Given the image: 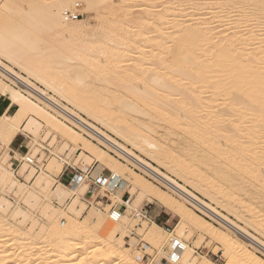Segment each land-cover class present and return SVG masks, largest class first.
Returning a JSON list of instances; mask_svg holds the SVG:
<instances>
[{"label":"bare ground","instance_id":"bare-ground-1","mask_svg":"<svg viewBox=\"0 0 264 264\" xmlns=\"http://www.w3.org/2000/svg\"><path fill=\"white\" fill-rule=\"evenodd\" d=\"M111 1L2 0L0 3V94L10 101L9 108L0 114V142L10 145L18 134L30 140L28 156L16 150L10 153L16 162H6V152L0 156V189L22 191L28 187L19 183L9 163L20 166L21 174L33 181L34 191L28 192L32 199L39 193L53 189L59 202L66 203L71 198L56 180L62 173L63 165L81 163L85 178L90 179L70 189L73 197L85 182L80 195L70 199L72 203L68 211L48 205L55 212H51L53 217L59 213L65 221L62 219L50 225L48 230L52 241L48 243V239L43 238L33 246L37 249L35 252L40 254L43 247L50 246V250L58 254L57 258H63H58V261L55 258L52 264H78L75 261H79V255L81 257L86 251L84 244H97L100 250H95L89 260L92 264H98V260L106 255L102 249L108 248L109 251L117 243L121 244L128 231L125 212L132 210L129 200L139 189H143L179 217L175 229L179 234H184L191 225L222 244L225 247L224 264H264L248 248L250 246L264 253V240L219 210L221 206L232 213L242 204L244 210L237 215L238 218L264 236V0H172L173 7L170 8L163 0L161 3L158 0L148 1V10L144 11L146 17L134 27L128 18L114 16ZM155 1L159 3L158 6L166 8L159 17L174 12V18L168 28L163 27L165 23L154 22L156 29L154 31L152 24L153 32L150 33L145 30V24L151 22L147 17L151 15L149 10L156 6ZM80 2L84 3L82 10L79 8ZM185 4L197 12L204 10L211 17L202 19L198 13L189 14L186 12L188 8H183ZM78 8L82 11L78 12L81 16L66 20L65 12H77ZM106 11L111 14L100 30L82 18L85 12L91 13V22L99 26ZM5 12L6 19L3 16ZM186 16L189 17L186 19L188 22L183 26L178 20ZM206 19L217 20L215 23L218 26L208 27ZM4 20L11 26L10 30ZM250 22L251 25L248 24ZM201 25L206 27L201 28ZM182 26L185 29L183 34L180 32ZM224 27L228 30L212 34V31ZM261 27L262 33L256 32ZM42 34H48L46 41L49 45L45 50H40ZM73 61L83 63L86 68L84 72L101 84L96 94L99 100L103 96L101 102L94 98L96 91L90 89V85L89 89V86L79 87L85 74L71 77L69 62ZM75 64L77 66L78 63ZM222 72H228L227 79L222 78L226 75ZM69 85H72L71 88ZM148 112H152V120L160 119V123L162 120L169 127H176L191 135L200 145V154L187 146L186 154L185 151L183 154L190 160L182 163V152L180 155L170 154L168 143L154 137L156 122L155 125L147 122L141 125L128 119V116H149ZM44 131L47 137L54 136L52 141L55 139L53 133L65 138L55 150L77 152L71 155L70 161L66 162L62 156H58L49 163H39L47 152L53 155L55 151L39 142L40 134ZM100 145L109 152L101 149ZM27 158L32 159L34 164L27 163ZM156 162L162 169L154 165ZM202 165L214 168L215 182H208L202 173ZM225 165L236 166V175L228 172ZM87 167H93V171L89 173ZM133 168L166 186L197 211L218 220L231 235L212 227L206 219L197 221L198 215L192 209L168 195L158 185L151 184L145 189L144 177ZM106 169L111 173L108 174ZM164 170L173 172L177 178H184L191 186L215 200L216 205L199 197ZM102 172V178L107 179L106 185L111 179L115 192L110 193L109 201H99L90 210L109 214L112 222L108 221L105 225V221H101L104 218L100 217L101 220H95L92 225L94 229L90 231L85 219L73 222L71 215L82 216L88 210L79 199L86 193L91 178ZM227 185L231 187L229 193ZM128 188L130 190L126 192ZM97 190L91 191L93 199L97 196ZM126 194L130 197L126 198ZM248 201L251 206L247 204ZM7 202L6 198H0L2 210L5 204L8 207ZM121 206L125 207V211L121 212L120 219L113 220V212H118L117 207ZM254 209L257 213L249 218L246 213L254 212ZM49 213L46 215L49 216ZM150 221L152 225L142 241L160 249L161 255L167 256L171 239H177L185 248H190L174 233L165 231L152 219ZM1 223L0 264L12 259L15 261L12 264H25L27 256L33 255V242L29 236L24 240H18L19 236L18 239L11 237L15 233L14 227ZM146 223L143 222L145 228ZM95 233L101 235L94 236ZM136 244L139 245V242L136 241ZM17 245L31 247L33 251L29 252L32 254L27 250V256L23 251L19 253L20 250L18 255L11 253V247ZM137 245L124 249L123 254V251L112 249L107 252L111 255L109 261L113 260V263L121 259L118 264H131L134 260L132 252ZM193 253L192 248L188 249L178 264H197ZM44 255L39 257L37 264H46L49 257L46 259ZM152 261L150 259L149 264ZM201 264L215 263L203 256Z\"/></svg>","mask_w":264,"mask_h":264},{"label":"rangeland","instance_id":"rangeland-1","mask_svg":"<svg viewBox=\"0 0 264 264\" xmlns=\"http://www.w3.org/2000/svg\"><path fill=\"white\" fill-rule=\"evenodd\" d=\"M1 1L2 0H0V3H1ZM148 1H154V0H112L111 1L112 2L111 3V7H112V11L111 12L114 14V16H119V17H121L123 19L124 18L125 19L128 18L127 20L134 27L135 26L134 24L142 22V20L146 17L145 16V12H147V10H148L147 6L150 3V2L148 3ZM161 1L162 0H160V1L158 0V2H160V3H161ZM163 1H166L167 2V6L169 8L170 7H173V5H171L172 0H163ZM158 2L155 1V3H154V4H156V6H155L156 8L153 7V8H151L149 10V13L151 15H150V17L148 16L147 18H150L149 19V22L150 21L151 22L145 24V30H147V32H150V33L153 32L152 28L154 29V31L156 29L154 22H156V23H165V24H163V27L164 28H168L169 26H171V21L173 20L172 18H174L173 17L174 16V12H171V13L168 12L167 13V16H165L166 18L165 17H163V18L159 17V14L162 13L164 11V9H166V8H163V6L162 7L158 6V4H159ZM168 3H170L169 4L170 6L168 5ZM80 4H81V6L82 5L83 6L82 7L80 6L79 8H81V10H82V8L84 9V3L80 2ZM167 6H165V7H167ZM186 6L187 5L185 4L183 8H188V6L187 7ZM79 8L77 9V12H81L82 13V11ZM120 9H121V11H120ZM122 9H124L123 12H122ZM195 11L196 10H194V9H191V8L189 9L188 8V10L186 12H188L189 14L190 13H194V14L195 13H198L200 15V18H202V19H205V18L209 19V17H211V15H207L206 14L207 12L204 11V10L198 11V12L197 11L195 12ZM111 12L110 13H107V11H106L105 16H104V20L105 21L103 20L101 22V24H99V26H96V24H94L93 22H91V13L89 14V13L85 12L82 18H84L86 21H88L89 23H91L92 25H94L93 26L94 28L100 30L108 22L109 17H110L109 15L111 14ZM119 12H120V14H119ZM6 13L7 12L4 13L5 15H3L4 18L7 15ZM146 15H148V14L146 13ZM186 17H182L181 19H179L180 17L178 18L179 19L178 21L181 22L183 26H185L186 23L188 22L187 20H188L189 17H187V18ZM160 18L162 19L163 22L161 21ZM169 19H170V22H169ZM208 21L209 20H207L208 27H211L212 26L211 28H213V25H215V27L218 26V24H216L217 23L216 22L217 20H215V19L210 20L212 23L210 21H209L210 22L209 23ZM4 22L6 23V27H8V29L10 30L11 29V26H8L7 20L6 21L4 20ZM152 24H153V26H152ZM207 24H204V25L207 26ZM248 24L251 25V22L248 23ZM4 25L5 24H3V29H5L4 28ZM204 25H201L202 26L201 28L206 27ZM150 26H152V28ZM182 27H181V31H180L181 33L185 30L184 27L183 28ZM6 30H7V28H6ZM216 30L214 32L212 31V34L213 35H215L216 33H218L219 30L220 31H226V30H228V28L224 27V28H220V29H216ZM262 30H263V28L261 27V29L260 30L257 29L256 32H261L262 33ZM263 33H264V30H263ZM156 34H157V36L159 35V33H156ZM42 35H41V38H43V39H44V37H46V38H45V40L42 39L40 41V50H42V49L45 50L47 48V46L49 45L48 42L46 41L48 39V34L47 35L44 34L45 36L44 35L42 36ZM263 37H264V35H263ZM43 42H45V44H43ZM34 54H36V52H34ZM5 62L8 65H11V63H9L8 61H5ZM70 63L71 62H69V65H70V68H69V71L70 72L69 73H71L70 74L71 77L72 78H74V77L76 78V77L82 76V74H85L84 76H82V77H84L83 83H80L79 84V87H83V85H84V87L87 88L90 85L91 88L89 86L88 89L90 88V89H93V91H96L94 94H93V92H91L92 90L90 92L93 94L94 98L95 97L97 98V96H98V95H96V94H98L97 93V88H99L101 86V84H99L98 82H95L94 81L95 78L93 79L91 76H89L88 74H86L84 72L86 68L84 67V64L83 63H81L80 61H77V62L73 61L71 64ZM75 63H78L79 65L77 64V66H76ZM130 63H128V64H130ZM72 64H74V65H72ZM72 66H73V68H72ZM71 68L73 70H71ZM225 73H226V75H224ZM78 74H79V76H78ZM221 74L224 75L222 78L228 76V72H222ZM216 78H218V77H216ZM216 78H214V79H216ZM90 79L92 80L91 83H90ZM226 79H227V77H226ZM85 84H86V86H85ZM75 85H73V87ZM71 86L69 85L70 88H71ZM76 86L78 87V85H76ZM42 88H44V87H42ZM98 92H99V90H98ZM86 94H89L90 95V93H88V92ZM99 95H101V94H99ZM102 97L103 96H101L100 100H99V98H97V100H99L101 102V99H104ZM151 113L152 112H148V115L149 116H131V117L128 116V119L132 123L134 122L136 124H141V125H146L148 123L149 124H152V125H155L156 124V126H155L156 133L154 132V134H153L154 137L158 141H160L162 143H164L165 141H166L165 143H168L167 144V145H169L168 148L171 151V152H169L170 154L172 152L173 153H176V154L177 153L179 154V153L182 152L181 153L182 155L179 154L180 156L183 157V158L180 157V161L182 163H186L187 161L190 160V158L188 156L184 157V154H183L184 151H185L184 153L186 154L187 146H188V149H189V146H190V147H192V149L197 150V152L199 151L198 154H200V151H201L200 145L197 143V141H195L192 138L191 135L183 133V131L181 129H176V127L175 128L174 127L171 128V126L169 127V125L167 124V122H164L162 120H161V123H160V119H154V120H152L153 118H151V116H150V115H152ZM139 119H140L141 123L139 122ZM158 120H159V122H158ZM142 122H143V124H142ZM144 123H146V124H144ZM52 135H55V139L53 141H52V139H53L54 136H51V138H50V136L47 137L46 131L41 132L40 137H39L38 140H39L40 143H42L47 148H49L51 150H55L56 149V146L58 144L62 143L65 140V138L62 135H58L56 133H53ZM114 137H115V135H114ZM25 139H26V147H24V149L22 150V154H26L27 153V151H28V144L30 142V140L28 138L25 137ZM5 144H7V145L5 146ZM5 144H2L0 142V156H2L4 154V152H6L5 156H7V154H10L11 151H13V149L11 148V144L10 145H9V143H5ZM72 146H74V145H72ZM100 148L103 149V150H105V151H108L109 152V150L105 146L103 147V146L100 145ZM76 153L73 150H69L67 152H60V151L55 150L53 155L51 153L47 152V155L44 158H42L41 160H39V163H41V162L49 163V162H51L52 159L58 158V156H62L65 159V161L67 162V161H70L71 155L76 154ZM111 154L115 156V154H113L112 152H111ZM216 158H217V156H216ZM10 160H12L13 162H16V161H14L15 160L14 156L13 157H8L6 162H9ZM121 161H123V160H121ZM36 162L38 164V161H36ZM9 165L11 166V171L14 172L17 175V179L19 180V183L21 182L22 184H25L28 187H26V189L24 188V190H22V191H19L18 189H17V191H16V189H11L10 190V188H5L4 190H1L0 189L1 190L0 191V198L1 197H4L8 201L7 202L8 207H6V204H5V207H3L4 208L3 210H2V208H0L1 209L0 210V221H2V223L5 222L4 224H11V226L14 227L15 233H12L11 237L14 236L16 239H18L20 237L18 240H24L25 238H29L30 237L31 242H33L32 249L34 250V252H32L33 250L30 249L31 247L29 248V246L17 245L16 247H11V248L14 249V250L11 249V253H14V254H17L18 255V251L19 250H20L19 253H22L21 251H23V253L25 252L26 253V256H27V251H28L29 254H32L33 253V255L27 256V260H28L26 262L27 264H37L36 261H38L39 257H41V255L44 254V253L46 254V255H44V257H46V259H47V257H49L47 259L49 262L47 260L45 261L46 264H52V262L55 261V258L57 259V261L59 259L62 260L63 258H61L59 256H58L59 259L57 258V255L58 254H56L55 252H52L51 251L52 250V247H50V246L43 247L42 250H41V252H40V254L35 252V251H37V249L36 248L34 249L33 246L36 245V244H38L39 242L43 241L42 240L43 238H47L48 239L47 240L48 243L50 241H52V239L50 237V234H49V230H48V229L51 228L50 225L52 226V224H54L56 222H59L62 219L65 221V218H61L59 216L58 211H57L58 215L56 214V216L53 217L52 213L54 214L55 212L52 209L55 208L57 210L60 209V211L61 210L68 211V207H69L70 203H72V201L70 199L75 198L78 195H80V190H81L82 187H84L85 182H83L81 188L79 189V192H77L76 195L72 197L71 196V190L72 189H75V188H73V186H70L69 183L67 182V180H68L69 176L71 175V172H73V171L72 170H69L67 172V174L64 176V180H60V177H62V175H63V173L65 171V168L67 167V165H63L61 167V171H60L62 173H61V175L58 178H56V180H57V184L58 185L62 186L64 189H66L67 196L69 198L70 197L71 198L70 199H67L66 200L67 201L66 203L59 202V200L57 199V196L53 194V192H54V189H53L52 191L39 193V194H37V196H36L35 199H32V198H30V195H29L28 192L29 191H34L33 188H32L33 181H29L27 179L26 175H22L21 174V168H20V166L18 167L15 163L14 164L13 163H9ZM154 165L156 167L162 169V167H161V165L159 163L156 162V163H154ZM68 166H73L77 170H81L82 167H83L81 163L75 164V162H73L71 165H68ZM225 166H226L225 168H226V170L228 172L233 173V174L235 173V175H236V166H234V165H228V166L225 165ZM133 170H135L136 172L140 173L144 177L143 181H144V184L146 185L145 186V189H148L151 186V184L152 185L153 184L158 185L160 187V189H162L163 191L167 192L168 195L172 196L174 199H176L178 201L180 200L181 202H183V204L185 206H187L190 209H192L198 215L197 216V219H196L197 221H201L202 219H206V220H208L212 224V227H216L220 231H223V232L227 233L228 235H231V232H229L223 226H221V224H219L218 220H216L215 218H212L211 219V217L210 216H207V214H205L203 212L197 211L193 206H190V204H187L186 202H184L183 200H181L178 196H176L175 194H173L172 192H170L166 188V186H164L162 184H159L158 181L150 178L149 176H147L146 174H144L140 170H137L135 168H133ZM201 170H202V173L204 174V176H206V178L208 179V182L209 181L210 182H215L217 180L216 177H215V175H214V173H215L214 172V168L213 169H210V167H207L205 165H202L201 166ZM87 171H89V173H90L91 171H93V167L92 168L91 167H87ZM164 171L167 172L168 170L167 171L164 170ZM106 172L108 174L111 173L110 170H108V169H106ZM18 173H20V174L18 175ZM167 173L170 174L171 176H173L175 179H177L180 183L184 184L185 186H188V188H190L194 193L198 194L199 197L203 198L208 203L213 204V205H216V201L215 200L211 199L208 195L206 196L205 194H203L204 192L198 190L194 186H191V184H189L184 178L181 179L179 176H178L179 178H177V175L174 174L173 172H170V171L167 172ZM103 174H104V172H102L100 175H98L96 177L93 176L94 178H91V182L88 183L89 186L86 189L87 190L86 193L83 196H81L82 198L79 199V201H81V202H83V203L86 204L88 210L82 216L71 215V217L74 220L73 222H78V221H81V220H84L85 219L87 221V227H88V229H90V231H93V229H94V227H92L93 223L95 224V222H98V220H101L100 217H103L104 218L101 221L102 222L105 221V222H103V223H105V225L108 223V221L109 222H112L109 219V214H107V213H102V212H98V211L97 212L96 211H89L90 208H91V206L95 205L97 202H99V201H109V199H110V196H109L110 193L111 192H115L114 191V187H113V183H111V181H110L111 179L109 180V184L106 185L107 179L105 177L102 178ZM87 175H90V174H87ZM95 180H99L100 183H101V186H100V188H97L98 189L97 190V196L93 199V197L91 196L92 195L91 194V191L92 190H91L90 184L92 183V181H95ZM120 180L121 179L119 178L118 181H120ZM209 184L207 183V185H209ZM107 186H109L108 189H105ZM230 188H231L230 185H227L226 189H227L228 193L230 192ZM129 190H130V188H128L126 190V192H128ZM129 197H130V195L129 194H126V198H129ZM129 203L132 205V210H128L127 209L126 212H125V214L128 217V221L126 222V227H127V230L128 231L124 235V237H123V239L121 241V244L117 243L116 244L117 247L115 245L114 247H111L109 249V251H111L112 249H116V251L117 250L118 251L120 250L119 252L123 251L122 252V254H123L124 251H125L124 249H126L128 247L132 248V246L137 245L136 244V241H138L139 242V245H137V247H134L135 248V250H134L135 252L134 251L132 252V255L134 257V260L132 261L133 263L130 262L131 260L129 261L131 264H135V263L149 264L148 263V258H154V257H157V260L161 261L165 256L164 255H161L162 253L159 251L160 249L155 248L152 245L145 244L142 241L143 236L145 235V233L147 231H149V229H150V227L152 225V223L150 221V218L148 217V210L147 209L156 208L157 210H160L162 208L163 210H166L170 214H173V212L171 210H169L168 208H165V207L161 206L158 200H156L153 196L147 194V192L144 191L143 189H139L130 198ZM249 203H251V202L248 201L247 204L249 205ZM48 205L52 206L53 208L50 209V206H48ZM249 206H251V205H249ZM47 207H48V209H47ZM120 208H122L125 211V207L124 206L117 207V209H120ZM236 209H237V211H236ZM236 209L234 210V212L229 213L226 209H224V208L222 209L221 206H219V210L222 211L225 215L229 216L231 219L235 220L236 222H238L242 226L246 227L248 231H250L251 233H253L254 235H256L258 238L264 240V236H263L262 233L257 232L253 227H251L249 225H246V223L244 221H242L241 219L238 218L237 215L239 213H241V211L244 210V206L242 204H239L236 207ZM44 211H45V213H44ZM47 212H50L49 213V216L46 215ZM250 213H253V214H250ZM256 213H257V210L254 209V212H248V213H246V215L247 216L249 215V218L250 217L253 218L254 216H252V215H254ZM23 215H25V216H23ZM174 215H176V214H174ZM197 221H196V224L197 225H200L202 227V224L199 223V222H197ZM143 222H144V224L147 222L146 223L147 228H145ZM178 222H179V217L177 216V222H176V224L174 226H172V228L169 229V230H166L165 229V231L170 232V233H174L175 236H177L178 238H180L184 244H186L188 247H190V248H192L194 250V253L193 254L197 258L196 259L197 264L198 263L201 264V258L203 256L206 257L207 261H209V262H212V263H215V264H224L225 247L222 246V244L218 243L217 241L212 240L210 238V236L208 237V235L205 234L204 232H202L199 228H195V227H193L191 225H188V227L185 229V233L181 235V234H179L175 230L176 227H177V225H178ZM2 223H1V225H2ZM32 226H33V229H32ZM143 226H144L145 229L143 228ZM18 228L20 230H17ZM141 228H143V229H141ZM42 229H43V231H42ZM95 235H101V233H95L94 236ZM91 241H94V239H91ZM19 243H21V242H19ZM84 245L86 246L85 254L83 253V254H81V257H80V255L78 257V258H80V260L83 259L82 260L83 262L80 261V260H79L80 262L78 260L75 261V262L78 263V264H92L89 259L93 256L95 250L98 251V249L100 250V248H99V246L97 244L94 245V244H87V243H85ZM27 247H28V249H27ZM190 248H187L186 247L185 248V251L181 254V256L188 249H190ZM248 248L251 251H254L255 252L256 257L259 260L264 261V253H262L260 251H255L250 246H248ZM29 251L32 252V253H30ZM109 251H108V248L102 249V252L105 253L106 255L104 257H102L100 260H98L99 261L98 264H118L119 262L121 263V259H120V261L115 260L117 262L111 263L113 260L109 261V257H111V255H109L107 253ZM54 254H55V256H54ZM82 256H83V258H82ZM51 257H52L53 260L51 259ZM134 261H135V263H134ZM14 262H15L14 259H12L11 261L10 260H6V261H3L2 263L3 264H12ZM60 264H65V263H62L61 262Z\"/></svg>","mask_w":264,"mask_h":264},{"label":"built area","instance_id":"built-area-1","mask_svg":"<svg viewBox=\"0 0 264 264\" xmlns=\"http://www.w3.org/2000/svg\"><path fill=\"white\" fill-rule=\"evenodd\" d=\"M79 7V6H77ZM81 14L78 12H74L72 10H68L65 12V18L66 20H75L80 17ZM26 156H28V151L26 153ZM27 163L33 165L34 161L32 159L27 158L26 160ZM69 170H72L71 175L69 176L67 182L69 183L70 186H74L78 183H81L82 181H89L90 179L85 178L86 176L84 175V172L82 170H77L73 166H67L62 177H60V180H64V176L67 174ZM91 190L95 188H100L101 183L99 180L92 181L90 184ZM115 211V210H114ZM121 212H124L122 208L118 209V212H113L112 214V219L113 220H118L120 219ZM168 254L166 257H164L161 261L157 260V257L154 258H148V263L150 259H152L151 264H178L179 259L181 258L182 252L185 250V247L182 245V243L179 240H170V244L168 246Z\"/></svg>","mask_w":264,"mask_h":264},{"label":"crops","instance_id":"crops-1","mask_svg":"<svg viewBox=\"0 0 264 264\" xmlns=\"http://www.w3.org/2000/svg\"><path fill=\"white\" fill-rule=\"evenodd\" d=\"M9 105H10L9 99L6 96L0 94V114H2L6 109H8ZM24 147H26L25 136H23L22 134H18L12 141L11 148L13 150L18 151L19 153H22ZM10 156L11 154H7V158ZM147 210H148V217L166 230L171 229L172 226H174L177 222V216L174 215V213L170 214L169 212L163 210L162 208L160 210H157L156 208H150Z\"/></svg>","mask_w":264,"mask_h":264}]
</instances>
